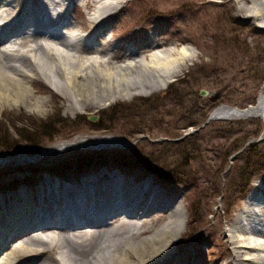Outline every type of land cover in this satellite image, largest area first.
Here are the masks:
<instances>
[{"label":"rangeland","instance_id":"374dc122","mask_svg":"<svg viewBox=\"0 0 264 264\" xmlns=\"http://www.w3.org/2000/svg\"><path fill=\"white\" fill-rule=\"evenodd\" d=\"M122 1L109 12L115 17L107 32L119 51L156 40L161 50L191 45L197 57L165 88L77 114L44 81L36 80L35 95L48 96L41 111H28L21 104L0 107V150L19 144V153L1 155L35 156L60 142L99 135L118 136L127 146L75 149L27 165L20 158L1 163L0 198L33 188L45 178L80 181L101 172L103 163L129 178L155 180V187L187 217L171 264H226L236 257L226 230L264 182V119H213L204 124L221 105L244 109L258 100L264 87V28L247 10L261 9L264 21V0H250L244 10L234 0ZM94 10L75 7L72 23L91 31ZM91 116L98 119L91 121ZM102 116L108 125L97 129ZM20 130L25 138L20 139ZM85 163V171H78ZM155 215L144 219L151 221Z\"/></svg>","mask_w":264,"mask_h":264},{"label":"bare ground","instance_id":"6f19581e","mask_svg":"<svg viewBox=\"0 0 264 264\" xmlns=\"http://www.w3.org/2000/svg\"><path fill=\"white\" fill-rule=\"evenodd\" d=\"M234 1L244 10L250 0ZM122 2L0 0V107L21 104L28 111H41L48 96L35 95L39 79L77 114L120 97L158 91L187 70L197 57L191 45L161 50L155 40L119 51L107 32L115 17L109 12ZM83 5L95 7L91 31L76 35V29H84L72 23L70 11ZM247 12L264 28L261 9ZM63 28L73 36L66 37ZM212 115L264 119V87L255 104L244 109L221 105ZM125 146L127 141L118 136H87L19 158L27 165L75 149ZM13 160L0 154V164ZM101 165V172L80 181L45 178L33 188L0 198V264H171L187 217L155 187V180L129 178ZM152 213L151 221L144 219ZM226 232L236 256L226 264H264V182L248 196Z\"/></svg>","mask_w":264,"mask_h":264},{"label":"trees","instance_id":"16d2710c","mask_svg":"<svg viewBox=\"0 0 264 264\" xmlns=\"http://www.w3.org/2000/svg\"><path fill=\"white\" fill-rule=\"evenodd\" d=\"M116 106H114L113 108H115ZM112 109V108H111ZM207 119H208V117H207ZM102 122H100L98 125H97V129H102L103 128V124H107L108 125V123H107V117L106 116H102V120H101ZM111 121V120H110ZM55 124V123H54ZM196 123H193L192 124V126H196L195 125ZM51 123H49V124H45V125H43V127L41 128L42 129V131L43 132H46V131H48V129L51 127ZM191 125V124H190ZM19 133V135H20V139H22V137H24V134L22 133V131L20 130V131H18ZM30 137V136H29ZM25 138V137H24ZM33 138H35L34 136H33ZM1 140V139H0ZM4 140V139H3ZM19 142V141H18ZM1 143H3V142H1ZM6 148V149H5ZM7 152L8 154H16V153H19V144H16V145H14V146H11V147H4L3 148V150H0V152ZM89 165V163H85L84 165H80V166H84V167H78V169H80V168H87V166Z\"/></svg>","mask_w":264,"mask_h":264},{"label":"water","instance_id":"95a60500","mask_svg":"<svg viewBox=\"0 0 264 264\" xmlns=\"http://www.w3.org/2000/svg\"><path fill=\"white\" fill-rule=\"evenodd\" d=\"M201 94L202 95H206V91L205 90H202V92H201ZM98 119V117L97 116H91L90 117V120L91 121H96ZM213 119H215L214 117H213V115L211 114L209 117H208V119H207V121H206V123L204 124V126L206 125V124H208L211 120H213ZM203 126V127H204ZM191 134H193L192 132L191 133H188V134H186L182 139H184V138H186L187 136H189V135H191ZM21 155H16V156H13V157H9V158H19Z\"/></svg>","mask_w":264,"mask_h":264},{"label":"snow or ice","instance_id":"6c2138e0","mask_svg":"<svg viewBox=\"0 0 264 264\" xmlns=\"http://www.w3.org/2000/svg\"><path fill=\"white\" fill-rule=\"evenodd\" d=\"M183 51V50H182Z\"/></svg>","mask_w":264,"mask_h":264}]
</instances>
